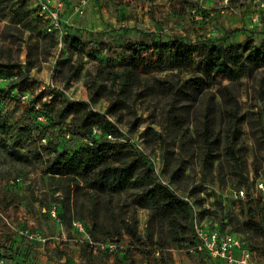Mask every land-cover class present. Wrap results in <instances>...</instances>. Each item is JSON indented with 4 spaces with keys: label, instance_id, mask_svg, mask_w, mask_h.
<instances>
[{
    "label": "rangeland",
    "instance_id": "rangeland-1",
    "mask_svg": "<svg viewBox=\"0 0 264 264\" xmlns=\"http://www.w3.org/2000/svg\"><path fill=\"white\" fill-rule=\"evenodd\" d=\"M109 1L131 6L130 0H101V6L107 8ZM219 1L222 9L233 13L245 0ZM261 2L264 0H255L251 15L257 25L264 23ZM140 8L132 7L135 22L142 23L146 14V19L159 26L162 40L206 37V24L211 11L216 10L198 0H176L168 9L170 13L160 6L155 16L149 15L150 11L142 13ZM85 16L87 8L77 18ZM74 39L80 41L78 46L73 45ZM98 53L72 27L49 25L31 2L0 0V116L8 121V132L2 135L5 140L0 142V252L7 253L4 243L15 222L30 225L36 213L41 215L43 210L52 215L54 210L51 218L66 227L80 222L94 242L108 246L97 250L99 262L109 253L114 256L112 264H215L204 253L187 249L192 236L190 220L185 244L171 241L167 223L158 231L160 223L150 218V209L138 204L136 188L112 195L81 183L68 189L64 178L48 173L53 150H72L80 145L77 137L65 140L59 126L50 123V115L60 105L83 102L90 110L108 113L120 133L141 141L145 152L161 161L165 177L172 180L176 191L192 197L198 221L215 226L220 233L237 235L264 263V198L260 196L248 205L233 194L235 188L249 191L251 186L254 190L255 180L264 178V68L224 81L220 91L212 86L176 101L167 94L166 83L157 79H184L188 75L149 71L141 76L143 87L133 90L123 106L110 113L107 93L92 95L87 90L96 66L101 64ZM69 62L77 63L79 70L66 83ZM117 64L110 65L120 68ZM21 94L26 95L23 103L18 100ZM229 95L234 97L238 116L234 138L229 131L234 117L226 108ZM34 103L48 120L36 117ZM68 121L63 120L60 127ZM38 126L47 143L38 141ZM205 126L217 139L211 147L204 139ZM16 138L21 139L22 158L9 148ZM230 147L236 151L240 167L233 161ZM38 153L41 158L36 160ZM15 177L20 180L13 182ZM250 217L256 223L254 228L247 225ZM132 224L142 244L126 232Z\"/></svg>",
    "mask_w": 264,
    "mask_h": 264
},
{
    "label": "trees",
    "instance_id": "trees-1",
    "mask_svg": "<svg viewBox=\"0 0 264 264\" xmlns=\"http://www.w3.org/2000/svg\"><path fill=\"white\" fill-rule=\"evenodd\" d=\"M39 16L42 18L40 14ZM79 44L78 39L73 40L74 46ZM126 50L127 56L120 68H114L110 64H98L92 75L91 83L87 85L89 94L100 95L104 91L107 93L110 113H115L120 109L126 97L133 90L143 87L141 76L149 71H176L188 75L184 79L179 76L157 79L161 84L166 83L167 94L171 96L172 101H176L180 96H191V94L200 93L203 89L212 86H217L220 91L223 89L220 86L224 81L233 77L237 78L254 69L264 68V40L255 43L252 39H248L243 43L229 42L222 45L207 40L192 42L173 37L169 40L153 41L151 46L128 43ZM78 66L77 63H68L66 83L76 76ZM34 104L32 109L36 111V117L43 116L44 120H48L49 117L41 112L39 104ZM47 104H50V101H47ZM235 104L234 97L229 95L226 108L234 117L229 127L232 133L231 138H234V129L238 122ZM36 105H38L37 108ZM50 116V123L59 126L65 140L77 137L80 145L72 150L59 152L53 150L52 162L47 167L49 174L64 178L68 189L73 184L81 183L83 187L93 189L98 193L112 195L128 188H136L138 204L150 209V218L160 223L158 231L162 229L164 223H167L170 228L171 241L186 243L184 236L187 222L190 220L191 229L193 226L192 211L189 205L156 182L147 159L127 143L118 139L121 133L102 113L90 110L83 102H75L54 108V113ZM67 118L69 124L60 127L63 126L62 121ZM7 127V119L0 116V142L2 143L5 140L2 135L8 132ZM93 127H98L101 134L93 135ZM41 130L42 127L38 126V141L45 138V143H47L48 138L45 134H40ZM67 131L72 135L69 139L64 135ZM106 135H111L113 139L107 138ZM84 138H87V141ZM204 139L208 147H211L217 140L212 137L207 126L204 128ZM20 143L21 139L16 138L9 147L18 158H22V153H19ZM230 149L233 161L237 167H240L241 162L236 151L232 147ZM39 157L41 158L38 153L35 159ZM171 178L174 176L171 175ZM169 180L172 182L170 178ZM252 190L250 186L249 191L246 192L249 194ZM256 198L258 197H247L245 200L238 201H246L249 205ZM247 225L252 228L256 226L252 217L248 219ZM126 232L140 243L133 224L127 227ZM192 237L193 232L190 238L191 244ZM150 241L152 242V238Z\"/></svg>",
    "mask_w": 264,
    "mask_h": 264
},
{
    "label": "crops",
    "instance_id": "crops-1",
    "mask_svg": "<svg viewBox=\"0 0 264 264\" xmlns=\"http://www.w3.org/2000/svg\"><path fill=\"white\" fill-rule=\"evenodd\" d=\"M64 1L66 5L61 12L63 25L72 27L74 32L81 33L83 41L87 40L92 51H99L97 55L99 63L113 65L118 62L117 65L121 66L127 56L126 47L128 43L151 46L153 41L159 39V26L150 18L146 19V14L142 19L143 22L137 24L134 13H131L132 7H143L142 13L150 11L148 14L155 16L160 6H164L168 10L176 0H130L131 6L129 8L115 1H109L107 8H103L101 0H88L87 16L84 18H77L78 15L73 11L72 6L78 0ZM213 3L212 0H204L205 6H213L216 9L211 11L209 22L206 24L208 27V31L205 33L206 37L191 40L184 36H171L166 37L165 40L178 37L192 42L207 40L224 45L223 40L227 43H241L248 39L254 41L257 38H264V23L257 25L251 21L255 0L243 1V5L233 13L222 9L219 6L221 4L219 0L215 4ZM109 51L110 54H108ZM108 56L110 57L108 58ZM42 212L41 215L37 213L34 215V221L30 222L31 226L24 223L22 219L23 223L15 222L11 226L10 236L6 238L4 243L7 253L2 254L0 252V258L7 264L113 263L114 256L109 255V253H106V257L99 262L97 260L99 254H97L96 249L87 243L86 236L73 225L66 227L55 218H51L52 213L49 215L43 210ZM26 228L30 231L39 232L48 239L45 242L30 239L21 233V230ZM103 252L100 255H103ZM254 253L257 256L255 251ZM213 261L215 264H223L219 260Z\"/></svg>",
    "mask_w": 264,
    "mask_h": 264
},
{
    "label": "built area",
    "instance_id": "built-area-1",
    "mask_svg": "<svg viewBox=\"0 0 264 264\" xmlns=\"http://www.w3.org/2000/svg\"><path fill=\"white\" fill-rule=\"evenodd\" d=\"M31 2L35 8L38 10L39 14L42 18L48 22L49 25L60 27L63 25V19L61 17V12L63 11L66 3L64 0H26ZM199 3L204 2V0H198ZM227 0H224L223 3L226 4ZM88 4V0H78L73 6V11L77 15H83L86 10ZM260 7H264V2L260 3ZM195 10V9H194ZM196 11V10H195ZM18 100L20 102H24L26 100V95H19ZM38 105H36V108ZM107 120L115 126L118 130H120L116 125H114L113 121L110 119L108 113H102ZM38 119H43V116L38 117ZM120 132V131H119ZM93 135L101 134V130L98 127L92 128ZM65 138H70L72 135L70 132H66ZM107 138L113 139L111 135H106ZM118 139L124 143H127L130 147H132L135 151H137L140 155H142L152 167L153 175L157 183L161 186L165 187L169 191H171L177 198L186 202L193 215V226H192V244L187 246L189 251L201 252L207 255L209 258L213 260H219L223 264H264L259 261L254 251L237 235L232 233H220L215 226H208L197 219V214L195 211V206L193 203V199L189 195H183L176 191L173 187L172 182L165 177L163 172V165L159 159H154L142 147V142L138 139H132L127 137L124 133L121 132ZM87 141V138H84ZM45 143L46 139H42ZM20 180V177H15L13 182H17ZM233 194L236 199L242 200L254 197H262L264 198V178L256 179L254 184V190H252L249 194L243 188H235L233 190ZM54 215V210H52ZM73 226L82 234L86 236V241L89 245L97 250L108 248L103 243L94 242L88 233L86 232L84 226L80 222H74ZM21 233L26 235L30 239H38L40 241L45 242L48 238L41 235L39 232L30 231L29 229L21 230ZM113 246V245H109ZM0 264H7L3 259L0 258Z\"/></svg>",
    "mask_w": 264,
    "mask_h": 264
}]
</instances>
